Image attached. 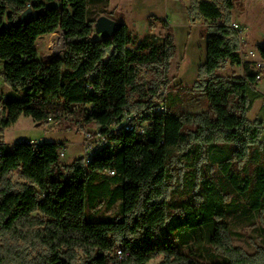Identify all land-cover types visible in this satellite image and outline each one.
Masks as SVG:
<instances>
[{
	"label": "trees",
	"instance_id": "obj_1",
	"mask_svg": "<svg viewBox=\"0 0 264 264\" xmlns=\"http://www.w3.org/2000/svg\"><path fill=\"white\" fill-rule=\"evenodd\" d=\"M236 1L191 0V23L207 25V55L193 87L209 109L183 115L179 94H168L165 111L157 109L177 53L167 22L163 33L141 39L126 24L105 38L94 25L111 11L90 16L89 0H0V63L10 88L0 99V129L21 116L47 122L71 115L105 136L87 159L71 163L63 162L58 141L0 142V264H78L80 253L81 264H149L159 256L160 264H250L230 244L228 219L264 215V115L249 118L264 92L254 64L240 54ZM29 7L34 17L26 20ZM58 30L66 50L45 65L37 42ZM258 51L264 60V45ZM228 64L245 75L218 76ZM129 120L132 129L125 128ZM178 164H217L222 175L174 200L167 190ZM103 201L119 203L118 215L86 219L88 203ZM206 227L209 259L184 251Z\"/></svg>",
	"mask_w": 264,
	"mask_h": 264
},
{
	"label": "rangeland",
	"instance_id": "obj_2",
	"mask_svg": "<svg viewBox=\"0 0 264 264\" xmlns=\"http://www.w3.org/2000/svg\"><path fill=\"white\" fill-rule=\"evenodd\" d=\"M123 1L119 0L118 10L126 13V10L122 7ZM139 2L137 1L133 7L140 13L148 14V25H145L142 29L138 26H133V32L141 38L150 31L149 27H154L157 30L156 32H160L159 28L165 29L167 22L172 27L177 48V53L170 69V78L172 80L170 90L161 89V93L156 99L157 107L159 104L163 105L162 111H165L166 96L173 93L174 95L179 94L180 100L176 102V109L179 113L185 115L207 111L209 105L206 97L193 87L199 73L201 58H204L205 51L207 53V25H205V21L196 19L191 30L188 25L192 24L188 13L191 0H144L141 3ZM108 7H110L108 0H89L88 12L91 16L94 13H100L106 8L109 10ZM232 19L233 22L237 21L247 29L244 36L246 41L241 46V49L246 52L254 50L259 53V46L264 45V0H237L232 10ZM52 35L58 38L56 41L62 42L60 46H58V43L52 44L50 42L49 38ZM65 43L62 30H58L49 36L47 35V38L46 36L41 37L37 42L41 62L48 65L54 57L63 54L66 50ZM2 71L3 65L0 63V99L8 98L7 95L10 90L4 82ZM217 74L223 78L233 79L244 76L245 71L242 66L228 64L225 68L220 69ZM258 89L264 92V71L262 79L258 82ZM21 94L23 93L21 92ZM21 94L20 97H22ZM263 104V100L256 102L249 113L251 120H256L264 115ZM133 114L137 115L136 112ZM97 129L98 126L95 123L86 124L84 128L80 127V124L76 122V118L71 115L61 120L53 119V121L47 122H36L32 117L21 116L15 125L5 131L0 129V142L4 141L9 145H14L22 140H38L42 142L46 139L47 141H58L65 144L63 162L71 163L76 158L87 156V135L91 133L93 138H95ZM178 165L173 171L174 176L168 182L169 187L167 190L169 198L174 200L185 198L191 193L200 192L205 178H218L222 175L217 164L203 165L199 168L197 167V170L195 168L193 170L189 166ZM12 178L15 182L19 181V172L14 174ZM118 212L119 203L109 207L107 202L103 201L95 208H91L88 203L85 217L88 220L91 219L90 217L97 220L116 216ZM228 220L231 223L230 244L239 248L241 258L250 259V264H264V215L252 218L249 215L240 216L235 214ZM209 235L210 227H206L201 232L198 242L196 241L197 239H193L189 247L184 245L182 249L186 252L193 249L196 251L195 255L198 258L209 259V251L211 250ZM171 238L177 240L176 235L171 236ZM179 244H184L183 239L180 240ZM162 260L163 256H159L149 264H160ZM83 261L84 257L80 253L78 264L83 263Z\"/></svg>",
	"mask_w": 264,
	"mask_h": 264
},
{
	"label": "built area",
	"instance_id": "obj_3",
	"mask_svg": "<svg viewBox=\"0 0 264 264\" xmlns=\"http://www.w3.org/2000/svg\"><path fill=\"white\" fill-rule=\"evenodd\" d=\"M232 25H233V28L237 31L238 35L240 36L241 46H242L244 44V42L246 41L244 36L246 34V30L247 29H246V27L244 25H242L241 23H239L237 21H234ZM240 54H241V57H242L243 61L252 62L254 64V69L256 70V72H259V74L257 75V80L259 82L262 79V74H263V71H264V60L260 57V54L257 53L254 50H250V51L246 52V51H244L242 49L240 51ZM162 108H163V105H160V104L157 107V109H162ZM3 111H4L3 108L0 107V114L1 115H3ZM50 121H53V119H50ZM129 126H134L133 123L130 120L127 122L125 128H128ZM95 134H96L95 138H93V135L91 133H89L87 135L88 140H87V143H86L87 144V147H86V149H87L86 159L88 157V154L90 152H92V150L95 148V146L98 143H100L102 140H105V136H103L101 134L99 129H97ZM35 142L38 143L37 140H35ZM64 149H62V151L60 152L61 158H64V156H65ZM118 255H120V256L123 255L122 250L118 251Z\"/></svg>",
	"mask_w": 264,
	"mask_h": 264
},
{
	"label": "crops",
	"instance_id": "obj_4",
	"mask_svg": "<svg viewBox=\"0 0 264 264\" xmlns=\"http://www.w3.org/2000/svg\"><path fill=\"white\" fill-rule=\"evenodd\" d=\"M117 1H118V3H117ZM137 1L138 2L140 1L139 3H141L144 0H124L122 7L126 10V13H122V11L118 10V8H119V0H109L108 2H109L110 7H108V8H109V11H111V13L110 14H106V15H108V16H110V17H112V18H114V19H116L118 21L123 22L124 24H126L129 27V29L132 32H133V26H138L139 28L142 29V27H144L145 25H148L147 24L148 14L147 13H140L139 11L134 9L133 5L136 4ZM148 1H158V0H148ZM159 1H162V0H159ZM102 14H104V13H102ZM188 25L190 26V28L192 30L193 29V27H192L193 24H188ZM149 28H150V31L148 33L160 34V33H163L165 31V29L161 28V27L159 28L161 30L160 32H156L157 30L154 29V27H149ZM148 33H145L143 35V37L146 34H148ZM134 35H136V33H134ZM143 37H141V38H143ZM206 45H207V43H206ZM205 59H206V51H205L204 58L202 57L201 58V62L199 61L200 65L205 61ZM172 65H173V62H172ZM44 141H47V140L44 139ZM38 142H41V141H38Z\"/></svg>",
	"mask_w": 264,
	"mask_h": 264
},
{
	"label": "water",
	"instance_id": "obj_5",
	"mask_svg": "<svg viewBox=\"0 0 264 264\" xmlns=\"http://www.w3.org/2000/svg\"><path fill=\"white\" fill-rule=\"evenodd\" d=\"M60 2H55L53 4V7H60ZM34 17L33 10L31 7H29L24 14V18L26 20H30ZM124 25L123 22L118 21L106 14L101 15L99 18H97L94 28L96 30V33L101 35L102 37H112L122 26ZM63 32V31H62ZM64 34V32H63ZM66 45V43H65Z\"/></svg>",
	"mask_w": 264,
	"mask_h": 264
},
{
	"label": "bare ground",
	"instance_id": "obj_6",
	"mask_svg": "<svg viewBox=\"0 0 264 264\" xmlns=\"http://www.w3.org/2000/svg\"><path fill=\"white\" fill-rule=\"evenodd\" d=\"M49 36V35H48ZM46 38H47V36H46ZM58 38L56 37V36H54V35H52L50 38H49V40H50V42L52 43V44H55V43H58V46H60L61 44H62V42L61 41H56ZM50 119H52V118H50ZM50 119H49V121H50ZM129 129H132L133 128V126H129L128 127ZM32 142H35V141H32Z\"/></svg>",
	"mask_w": 264,
	"mask_h": 264
}]
</instances>
